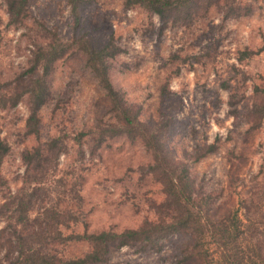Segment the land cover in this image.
I'll use <instances>...</instances> for the list:
<instances>
[{
  "label": "rangeland",
  "instance_id": "374dc122",
  "mask_svg": "<svg viewBox=\"0 0 264 264\" xmlns=\"http://www.w3.org/2000/svg\"><path fill=\"white\" fill-rule=\"evenodd\" d=\"M95 66L140 124L132 133ZM0 136V209L29 211L51 237L29 248L80 258L85 233L184 214L166 203L147 139L174 176L187 168L198 218L236 212L264 239V0H181L164 19L128 0H27L14 18L0 0ZM163 236L111 243L93 264H196L189 234ZM14 241L0 239V260Z\"/></svg>",
  "mask_w": 264,
  "mask_h": 264
},
{
  "label": "trees",
  "instance_id": "16d2710c",
  "mask_svg": "<svg viewBox=\"0 0 264 264\" xmlns=\"http://www.w3.org/2000/svg\"><path fill=\"white\" fill-rule=\"evenodd\" d=\"M6 1L12 17L18 18L24 12L27 0ZM128 2L130 4L137 3L164 19L168 17L169 13L180 7L181 0H128ZM190 2L191 0H185V5ZM231 13L232 9L226 15L231 16ZM103 52L104 50L92 51L91 54L101 55ZM94 69L100 83L106 89L113 111L121 119L122 125L127 128L123 132L132 133L140 124L135 121V117L131 116L129 108L125 104H121L119 93L114 90L105 72V67L99 69L95 66ZM34 70L35 68L32 69V73ZM32 119L36 120L34 113ZM115 133L117 135L119 131ZM152 143L150 139H147V145L153 147L155 152L150 168L153 173L159 172L161 175L160 182L164 187V195L167 197L166 203L169 206L173 204L175 210L181 206L184 207V214L171 216V221L161 220L157 223H146L139 229H127L120 233L111 231L85 233L82 237L78 236L76 240L87 242L90 250L80 258L66 259L51 255L44 247L29 248L27 246L28 242L32 241L40 243L42 246L46 240L51 239V237L42 236L37 231L38 229L42 231L44 221L37 224L33 221L34 227L29 220V211L25 213V210H19V213L25 215L21 216L20 214L18 218H13L12 213H17L16 210L7 214L0 209V222H4V226L0 228V239L6 236L16 240L12 242L9 250V254L13 253L14 256L9 257L7 255V258L0 260V264H93L106 259L111 243H117L123 247L134 242H144L152 246L154 241L157 244L158 240L164 237L163 235L167 233L177 234L182 231L190 236L191 246L189 244L188 248L191 250V258H194L193 253L197 251L199 253V257L194 259L196 264H264V239L260 237L258 232L259 222L255 219H247V223H244L238 218L236 212H231L219 219L209 217L206 212L203 220L201 217L198 218L193 211L194 194L187 168L183 169L184 176H174L175 170L165 167L168 161L162 156L163 150ZM9 150L8 143L0 136V172ZM50 224L52 225L51 222ZM56 226L58 227L57 222ZM52 238L54 240L60 237Z\"/></svg>",
  "mask_w": 264,
  "mask_h": 264
}]
</instances>
